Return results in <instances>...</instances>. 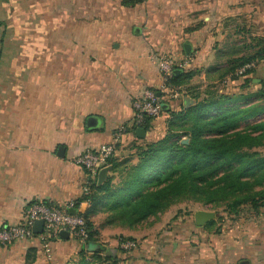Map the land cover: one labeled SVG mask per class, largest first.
I'll return each mask as SVG.
<instances>
[{"label":"crops","instance_id":"crops-1","mask_svg":"<svg viewBox=\"0 0 264 264\" xmlns=\"http://www.w3.org/2000/svg\"><path fill=\"white\" fill-rule=\"evenodd\" d=\"M259 39L264 0H0V229L21 224L33 205L58 208L83 197L92 180L74 159L111 144L130 123L132 102L164 82L150 54L189 61L193 77L170 101L178 113L209 90L258 92L264 64L237 80L220 77L230 61L252 56ZM168 120L165 113L153 119L144 139L127 130L113 159L123 160L133 144L159 141ZM176 212L129 230L105 226L102 208L82 203L95 240L87 255L117 264H264V210L221 213L215 227H197L194 218L191 227L190 216L173 219ZM121 239L136 248L122 251ZM85 247L69 235H36L0 244V264H79Z\"/></svg>","mask_w":264,"mask_h":264},{"label":"trees","instance_id":"trees-1","mask_svg":"<svg viewBox=\"0 0 264 264\" xmlns=\"http://www.w3.org/2000/svg\"><path fill=\"white\" fill-rule=\"evenodd\" d=\"M254 48L252 56L229 62L220 77L222 82L237 80L235 72L246 64H264V40H256ZM192 77L186 70L179 75L173 73L166 85L171 92L179 93ZM245 84L250 85V81ZM205 96L201 100L197 97L193 106L176 113L170 110L171 100L160 94L165 106L162 113L169 116L164 137L157 142L133 144L121 161L111 157L110 176L100 186L95 179L89 181L90 193L75 202L76 208L81 203L99 205L106 214L105 226L129 230L157 219L173 207L177 208L176 219L186 213L180 206L188 204L213 212L217 219L208 224L213 227L221 221V213L231 218L238 217L244 207L253 212L263 208L262 84L252 95L209 90ZM152 120L145 117L138 128L147 131ZM138 128L129 131L134 134ZM86 215L81 214L88 237L79 254V264H117V259L98 252L87 255L88 245L95 240Z\"/></svg>","mask_w":264,"mask_h":264},{"label":"built area","instance_id":"built-area-1","mask_svg":"<svg viewBox=\"0 0 264 264\" xmlns=\"http://www.w3.org/2000/svg\"><path fill=\"white\" fill-rule=\"evenodd\" d=\"M149 59L158 67L164 79L163 84L158 90L159 93L152 90L143 91L141 97L134 100L131 104L133 117L130 123L114 133L111 144L96 151L84 149L74 159L73 163L86 172L88 180L96 179L99 171L109 167L108 161L113 157L115 146L127 130L138 128L145 117L155 119L162 114L163 104L159 98L160 94H164L168 100H173L179 96L178 92H171L166 83L175 70L182 71L188 67V59L176 61L170 56L157 53L150 54ZM255 68V63L246 64L235 72L234 77L242 78ZM261 84L264 90V81ZM88 185L87 183V186L83 189V196H88L90 193ZM79 206L76 208L74 201L68 202L58 208L48 207L43 204L33 205L28 208L25 219L21 224L0 229V244H10L16 241L32 239L36 236L32 232L33 224L35 221L40 220L43 223V229L39 235L41 239L47 240L61 231H66L70 237L85 247L88 236L85 220L79 213ZM72 211L75 212L71 213ZM136 246L137 244L134 241H119V248L124 252L132 251Z\"/></svg>","mask_w":264,"mask_h":264},{"label":"water","instance_id":"water-1","mask_svg":"<svg viewBox=\"0 0 264 264\" xmlns=\"http://www.w3.org/2000/svg\"><path fill=\"white\" fill-rule=\"evenodd\" d=\"M183 48H184L185 53L188 55L190 53L189 45L186 43V44H184ZM177 73H180V71L177 70V71L174 72V74H177ZM256 83L257 84H261L262 80L258 79L256 81ZM187 105H188V102L184 101V106H187ZM164 108H165V106H163V109ZM95 123H96V121L94 119H89L87 121V125L89 127H92ZM134 134H135V136L138 139H144L145 138V131L143 129H140V128L136 129ZM61 153H62V149H59L57 155L59 157L63 158ZM109 171H110L109 167L104 168L101 171H99V173L97 175V178H96L97 179V186H100L105 181L106 175H107V173ZM193 218H194V224L197 227H203L206 224H208L209 222L214 220L215 214L212 213V212L206 211V210H200V211H196L194 213ZM42 229H43L42 221H40V220L35 221L34 224H33V227H32V232L35 235H40L41 232H42ZM59 236H60L61 239H67L68 238V233L66 231H61L59 233ZM111 253H112L111 251L107 252L108 255H111Z\"/></svg>","mask_w":264,"mask_h":264},{"label":"rangeland","instance_id":"rangeland-1","mask_svg":"<svg viewBox=\"0 0 264 264\" xmlns=\"http://www.w3.org/2000/svg\"><path fill=\"white\" fill-rule=\"evenodd\" d=\"M179 207V206H178ZM181 207V209H184V212H186L185 214H181L180 216H181V218L183 217V215H185L186 217L187 216H190V219H189V223H191V227H195L194 226V224H193V214L195 213V211H196V209H197V207L198 206H195V205H193V204H188V205H182V206H180ZM262 210H264V207L263 208H261ZM260 209V210H261ZM259 210V211H260ZM183 211V210H182ZM181 211V212H182ZM220 211V210H219ZM209 212H211V211H209ZM248 212H250V210H249V207H244L242 210H241V213H248ZM253 212V211H252ZM213 213V212H212ZM254 214L256 215L257 214V212H254Z\"/></svg>","mask_w":264,"mask_h":264}]
</instances>
